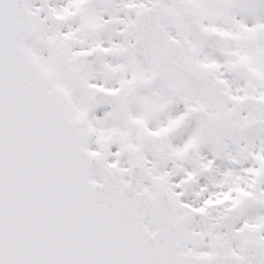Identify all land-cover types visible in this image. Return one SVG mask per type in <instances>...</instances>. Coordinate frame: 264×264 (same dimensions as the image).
Masks as SVG:
<instances>
[{"label":"snow or ice","instance_id":"snow-or-ice-1","mask_svg":"<svg viewBox=\"0 0 264 264\" xmlns=\"http://www.w3.org/2000/svg\"><path fill=\"white\" fill-rule=\"evenodd\" d=\"M0 264H264V0H0Z\"/></svg>","mask_w":264,"mask_h":264}]
</instances>
